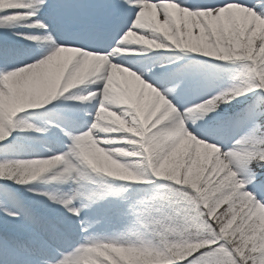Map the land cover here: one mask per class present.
I'll list each match as a JSON object with an SVG mask.
<instances>
[{
    "label": "snow or ice",
    "instance_id": "obj_1",
    "mask_svg": "<svg viewBox=\"0 0 264 264\" xmlns=\"http://www.w3.org/2000/svg\"><path fill=\"white\" fill-rule=\"evenodd\" d=\"M0 264H264V0H0Z\"/></svg>",
    "mask_w": 264,
    "mask_h": 264
}]
</instances>
